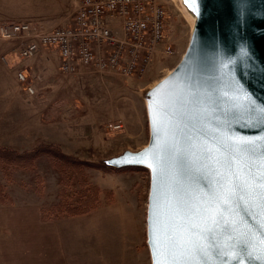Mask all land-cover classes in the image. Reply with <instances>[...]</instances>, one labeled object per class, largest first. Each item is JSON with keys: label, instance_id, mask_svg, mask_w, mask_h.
<instances>
[{"label": "water", "instance_id": "water-1", "mask_svg": "<svg viewBox=\"0 0 264 264\" xmlns=\"http://www.w3.org/2000/svg\"><path fill=\"white\" fill-rule=\"evenodd\" d=\"M179 2L193 18L191 36L179 62L143 91L148 143L100 162L114 169L149 170L152 264L164 259L158 248L184 202L211 200L229 181L239 183L237 172L251 179L264 171V0H199V14L191 0ZM229 199L231 211L221 207L225 220L240 233H253L258 246L264 235L259 209L246 211L252 204L239 188ZM175 223L179 227V217ZM227 238L222 222L217 240L223 245ZM190 254L208 264H237L212 247L206 255L199 250Z\"/></svg>", "mask_w": 264, "mask_h": 264}, {"label": "rangeland", "instance_id": "rangeland-1", "mask_svg": "<svg viewBox=\"0 0 264 264\" xmlns=\"http://www.w3.org/2000/svg\"><path fill=\"white\" fill-rule=\"evenodd\" d=\"M74 1L0 0V4L6 7L12 5L13 10L19 13L27 11L41 14L40 17L46 14L49 16L45 20H50L62 12L68 14L67 19L71 18L75 10ZM160 2L168 15L166 41L172 45L174 52L168 54L160 45L152 62L140 75L128 78L94 71L65 75L60 71L58 53L43 49L35 56L49 57L50 64L34 72L37 77L31 79L36 89L33 94L23 91L10 99L13 91L18 93L23 89L16 69L10 70L11 75L0 80L2 115L22 121L24 118L21 116L26 118L31 114V111H25V106L32 107L34 116L28 120H32L34 127L28 128V135L23 141L24 149L50 139L54 142L48 143L58 144L66 152L74 148L77 157L89 161L84 169L87 179L101 188L100 203L89 221L72 225L74 234L66 246L81 251L83 258L98 260L101 264H152L147 243L149 170L137 166L114 169L102 166L100 162L126 148L137 149L148 143L149 124L143 91L179 62L189 44L192 21L185 15L179 0ZM57 5L62 8L53 7ZM55 25L64 24L48 26ZM0 46L3 47L0 48L3 49L0 61L9 66L2 56L10 52L15 44L0 38ZM14 59L17 62L31 60ZM25 72L29 83L30 76ZM22 107L24 112L21 113ZM1 120L3 124H8ZM117 123H122V128H114ZM14 131V128H3L2 135L10 137ZM12 174L13 180L9 182L10 179L0 168V182L6 183L7 191L12 192L17 200L41 201L46 208L59 202L60 175L45 154L37 158L33 171L16 169ZM107 191H110L111 198ZM83 251H89L88 256Z\"/></svg>", "mask_w": 264, "mask_h": 264}, {"label": "built area", "instance_id": "built-area-1", "mask_svg": "<svg viewBox=\"0 0 264 264\" xmlns=\"http://www.w3.org/2000/svg\"><path fill=\"white\" fill-rule=\"evenodd\" d=\"M74 2L70 22L49 30L33 21L0 22V38L15 44L2 60L29 59L53 47L58 50L62 74L94 71L131 78L142 74L160 45L166 53L174 52L166 41L168 15L160 0ZM17 77L29 93L35 92L27 83L25 69ZM122 126L117 123L114 128Z\"/></svg>", "mask_w": 264, "mask_h": 264}, {"label": "crops", "instance_id": "crops-1", "mask_svg": "<svg viewBox=\"0 0 264 264\" xmlns=\"http://www.w3.org/2000/svg\"><path fill=\"white\" fill-rule=\"evenodd\" d=\"M53 7L62 8L60 5ZM39 15L30 14L27 11L19 13V11L13 10L12 5L6 7L0 4V21L2 22L4 20L19 21L20 18L23 19L21 21L37 22L46 30L56 26H48L49 24L61 22L68 24L70 22V17L67 19L66 15L68 14L64 12L58 14L55 19L50 20H45L49 15L43 14L45 16L41 17ZM26 18L29 20H26ZM0 48L3 47L0 46ZM48 49L58 53L56 48L50 47ZM2 50L0 49V52ZM8 63L10 64L9 66L0 61V80L11 75L10 70L12 69H16L17 72L25 69L30 76L29 84L32 85L31 79L33 80V76H36L34 72L49 66L50 59L45 55H37L28 62H17L15 59H12ZM23 91L25 93L28 92L25 89V85H23L22 90H18V93L17 91H13L10 94L12 95L10 99L21 95ZM5 93L9 95L6 90ZM25 111H31V114L26 115V118L21 116L24 118L22 121L19 119L12 120L9 116L2 115V109L0 108V145L24 150L25 144L23 141L25 136L28 135V128L32 129L34 127L32 120H28V118L30 119L34 116L32 107L25 106ZM20 112H24V108L20 109ZM1 118L8 124H3ZM3 128H14L15 131L10 137H4L2 135ZM46 140L47 142H54L50 139ZM67 151L74 155L76 153L74 148ZM9 193L12 197L11 203L3 204L0 201V264H101V261H95L88 257L83 258L80 255L81 251L73 248L68 249L66 246L67 241L74 234L72 225L89 221L97 208L81 215L60 216L47 220L42 216L43 202L27 201L24 199L17 200L16 196L11 194L12 192ZM88 252L83 251V253H87V256Z\"/></svg>", "mask_w": 264, "mask_h": 264}, {"label": "snow or ice", "instance_id": "snow-or-ice-1", "mask_svg": "<svg viewBox=\"0 0 264 264\" xmlns=\"http://www.w3.org/2000/svg\"><path fill=\"white\" fill-rule=\"evenodd\" d=\"M188 2L189 0H186V3ZM192 5H195L192 10L199 14V0H191L190 7ZM261 112H264V109H261ZM261 167L264 169V163ZM236 177L239 181L237 185L232 186L229 181L224 191L217 193L211 200L199 204L184 202L182 207L176 210L172 218L173 224L164 234L158 248V252L164 256V259H158L157 264H208L190 253L193 250H199L206 255L209 247L214 248L218 255L227 256L230 260L235 259L237 264H244V256L264 264V235L256 246L253 243L255 235L250 231L238 232L225 220L224 212L221 211L222 206H228V210L231 211L229 198L235 197L239 188L252 204V208L246 211L259 209L260 228L264 229V171L251 179H243L240 172L236 173ZM240 199L243 200L244 196ZM176 217L180 218L179 227L175 223ZM222 222L228 237L223 245L217 240V232ZM206 241L208 243H205ZM210 264H217V262L211 261Z\"/></svg>", "mask_w": 264, "mask_h": 264}, {"label": "trees", "instance_id": "trees-1", "mask_svg": "<svg viewBox=\"0 0 264 264\" xmlns=\"http://www.w3.org/2000/svg\"><path fill=\"white\" fill-rule=\"evenodd\" d=\"M45 154L60 175V200L51 207H42V216L53 219L60 216H75L95 209L100 203L101 188L87 179L84 166L89 163L74 154L66 152L54 143L40 142L30 149L19 150L0 145V168L7 179L13 180L16 169L32 170L37 158ZM74 186L68 188V186ZM108 197L111 198L110 191ZM0 201L11 203L12 197L6 183L0 182Z\"/></svg>", "mask_w": 264, "mask_h": 264}, {"label": "bare ground", "instance_id": "bare-ground-1", "mask_svg": "<svg viewBox=\"0 0 264 264\" xmlns=\"http://www.w3.org/2000/svg\"><path fill=\"white\" fill-rule=\"evenodd\" d=\"M184 9V8H183ZM184 11H185V9H184ZM188 12H185V15L189 18V19H191V21H193V18H192V16L188 13Z\"/></svg>", "mask_w": 264, "mask_h": 264}]
</instances>
